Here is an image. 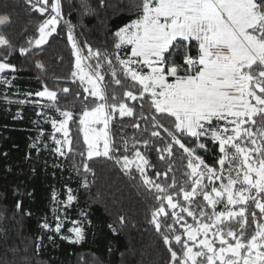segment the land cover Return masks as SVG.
I'll list each match as a JSON object with an SVG mask.
<instances>
[{
	"label": "snow or ice",
	"instance_id": "obj_1",
	"mask_svg": "<svg viewBox=\"0 0 264 264\" xmlns=\"http://www.w3.org/2000/svg\"><path fill=\"white\" fill-rule=\"evenodd\" d=\"M25 4L30 11L46 18L38 26V38L29 40L28 47H21L20 54H28L33 44L38 48L47 43L64 21L79 70L73 71L72 76L79 75L81 84L88 85L83 88L88 96L78 92L76 97L102 101L94 100L95 106L79 117L87 145V159L79 166L84 173L91 171L88 161L93 157L111 158L110 153L119 151L110 143L106 131L98 132L91 125L103 123L106 129L115 113L134 117L138 109L140 119L167 134L168 140L162 147L154 145L150 149L160 160L165 159V153L172 155L174 145L187 156V182L178 184L173 177L166 186L147 175L148 167L157 178H167L171 171L170 166L166 172L157 171L140 151L137 145L149 149L148 140L133 144L134 159L122 155L116 161L122 160L126 170L135 164L143 183L155 189L153 197L159 204L152 212L151 222L170 254L169 264H264V0H141L139 18L114 34L118 38L114 56L122 76L139 85L123 92V100L136 102L131 106L114 93L113 102L108 103L105 75L101 73L104 64L111 70L114 84L123 87L113 60L107 51H93L90 45L86 46L87 55H83L73 35L74 26L65 20L61 0H25ZM99 6H104V0H99ZM83 7L92 11L86 3ZM8 23L9 17L0 18V25ZM123 45H131L127 59L120 58ZM0 47L8 50L0 59V84L14 87V78L10 79L8 73L17 71L9 62L15 49L3 34ZM91 59L96 62L95 68L87 65L90 71L84 72L82 62ZM60 91L66 96L70 90ZM22 95L23 100H12L7 94L3 99L10 104L34 103L59 112L61 119L50 118L51 140L54 154L66 157L73 151L69 122L75 123L74 111L62 108L57 91L46 84L43 90ZM33 97L47 98L50 103L43 105ZM146 111L150 115H145ZM37 115L46 116L43 112ZM164 120H170L172 127H165ZM133 127L139 129V122ZM55 133H63L64 138L57 139ZM150 134L164 139L158 130ZM42 137L41 131L31 145L37 152L48 147ZM184 140L190 141L191 146ZM124 143L127 151V142ZM79 155L83 158L85 154ZM81 186L88 187L86 175ZM65 187L64 206L68 207L77 197L73 189ZM199 197L206 204H201ZM219 205H223V210H217ZM20 207L18 201L16 208ZM185 214L195 225L187 223ZM54 219V227L45 220L41 228L69 243L83 240L81 221H71L73 227L68 232L74 236H66L61 229L62 219L67 217L56 215ZM232 222L238 224V231L229 226ZM48 239L52 241L53 237Z\"/></svg>",
	"mask_w": 264,
	"mask_h": 264
},
{
	"label": "trees",
	"instance_id": "obj_2",
	"mask_svg": "<svg viewBox=\"0 0 264 264\" xmlns=\"http://www.w3.org/2000/svg\"><path fill=\"white\" fill-rule=\"evenodd\" d=\"M61 2L65 20L71 21L74 26L73 35L83 55H87L86 46L90 45L93 51H107L113 60L117 78L121 79L123 87L114 84L111 70L104 64L101 73L105 75L103 84L107 86L108 103L113 102V93L129 106L136 103L123 100L124 91L134 90L139 85L122 76L114 56V44L118 39L114 34L139 18L141 0H104L103 7L99 6V0ZM85 3L92 11H85ZM3 17H9L10 23L0 25V34L6 35L12 42L15 51L9 62L15 65L17 71L8 73L10 79L14 78V87L0 84V264H169L170 254L151 222L152 212L159 204L153 197L155 189L143 183L135 164L126 170L122 160L120 163L116 161L122 155L134 159L133 144L138 140H148L149 149L142 144L137 145L140 151L156 166L157 171L166 172L169 166L171 171L167 178H157L153 169L148 167L147 175L166 186L172 183L173 177L178 184L187 182L186 154L174 145L172 155L165 153V159L160 160L158 154L150 149L154 145L162 147L168 140L167 134L140 119L138 109L134 117H120L117 112L109 121L107 132L110 143L119 151L110 153L111 158L103 155L93 157L88 161L91 171L85 174L79 167L87 159V145L79 117L99 100L89 97L88 101H83L76 97L78 92L82 96H88V93L83 92L85 84L72 76L75 50L67 39V26L61 21L57 32L48 38L47 43L38 48L33 44L28 54L21 55L19 49L28 47L29 40L38 38V26L46 17L30 11L25 0H0V18ZM129 51L128 47L122 46L120 58L125 59ZM7 54L8 50L0 47V59ZM83 62L88 71L87 65L95 68L94 59ZM45 84L50 90L57 91L62 108L75 113V123L69 122L73 151L66 157L54 154L55 145L51 140L53 129L50 118L61 119L59 112L34 103L10 104L3 99L7 94L12 100H23L25 96L22 93L43 90ZM63 88L70 90L66 96L60 91ZM33 100H40L43 105L50 103L47 98L33 97ZM38 112L46 116H38ZM145 115L150 113L146 111ZM137 122L139 129L133 127ZM164 123L165 127H172L170 120H164ZM146 128L148 131H145ZM153 130L160 131L164 139L151 137ZM41 131L42 140L48 147L37 152L31 145ZM182 142L191 146L188 140ZM209 147L212 145L209 144ZM80 152H84L83 158ZM85 175L87 188L81 186ZM66 185L73 189L77 197L68 207L64 206ZM197 199L206 204L202 197ZM18 201L20 209L16 208ZM82 212L86 215L82 216ZM56 215L67 217L62 219L64 226L61 229V234L66 236H70L68 229L73 226L71 221H81L83 240L69 243L54 232L41 228L45 220L54 227ZM185 219L188 224L195 225V221L186 214ZM229 226L238 231L239 226L235 222ZM175 227L179 229V225ZM49 236L53 237L52 241Z\"/></svg>",
	"mask_w": 264,
	"mask_h": 264
},
{
	"label": "rangeland",
	"instance_id": "obj_3",
	"mask_svg": "<svg viewBox=\"0 0 264 264\" xmlns=\"http://www.w3.org/2000/svg\"><path fill=\"white\" fill-rule=\"evenodd\" d=\"M128 57H126L125 59H127ZM82 67H83V70H84V72H89L87 69H86V67H85V65H84V62H82ZM74 71H77L78 73H79V70L78 69H76V56H75V70ZM75 78H78L79 79V75L77 76V77H75ZM88 85L87 84H85V87H87ZM102 101H99L98 103H101ZM83 127L84 126H82L81 125V128L83 129ZM91 127L92 128H94V129H96L98 132H102V131H106L107 132V128L105 129V127H104V124L103 123H99V124H93V125H91ZM82 132H83V130H82ZM55 135H56V138L57 139H63L64 137H63V133H55ZM107 135H108V132H107ZM83 136H84V132H83ZM101 146H102V144H103V141L101 140ZM65 150H66V148H65ZM217 186H218V184H217ZM217 210L219 211V210H223V205H219L218 207H217ZM73 227V226H72ZM70 236H74V234H72V233H70ZM211 238V237H210Z\"/></svg>",
	"mask_w": 264,
	"mask_h": 264
},
{
	"label": "crops",
	"instance_id": "obj_4",
	"mask_svg": "<svg viewBox=\"0 0 264 264\" xmlns=\"http://www.w3.org/2000/svg\"><path fill=\"white\" fill-rule=\"evenodd\" d=\"M123 46L129 48V50H130V51H129V54H128V56H129V55H130V52H131V45H123ZM128 56H127V57H128Z\"/></svg>",
	"mask_w": 264,
	"mask_h": 264
}]
</instances>
